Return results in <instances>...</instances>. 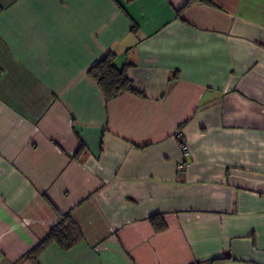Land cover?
<instances>
[{
  "label": "crops",
  "instance_id": "crops-1",
  "mask_svg": "<svg viewBox=\"0 0 264 264\" xmlns=\"http://www.w3.org/2000/svg\"><path fill=\"white\" fill-rule=\"evenodd\" d=\"M198 263L264 264V0H0V264Z\"/></svg>",
  "mask_w": 264,
  "mask_h": 264
},
{
  "label": "trees",
  "instance_id": "trees-1",
  "mask_svg": "<svg viewBox=\"0 0 264 264\" xmlns=\"http://www.w3.org/2000/svg\"><path fill=\"white\" fill-rule=\"evenodd\" d=\"M126 68V65L118 67L115 64V55L112 53H108L89 68L88 75L99 86L107 102L121 92L138 93L126 74ZM81 238L82 232L71 215L58 213L57 223L27 256L31 255L35 259L36 254L49 243L56 244L62 250H68Z\"/></svg>",
  "mask_w": 264,
  "mask_h": 264
},
{
  "label": "built area",
  "instance_id": "built-area-1",
  "mask_svg": "<svg viewBox=\"0 0 264 264\" xmlns=\"http://www.w3.org/2000/svg\"><path fill=\"white\" fill-rule=\"evenodd\" d=\"M178 134L180 135V133ZM177 145L179 149L181 150L182 154L186 156L188 154V147L186 146L185 142L181 139H177ZM187 165H188L187 162H181L178 167L179 169H184L187 167Z\"/></svg>",
  "mask_w": 264,
  "mask_h": 264
}]
</instances>
